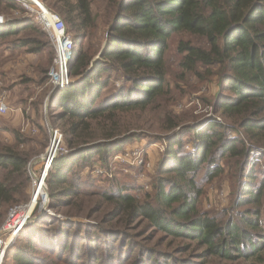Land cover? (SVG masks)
<instances>
[{"label": "trees", "instance_id": "16d2710c", "mask_svg": "<svg viewBox=\"0 0 264 264\" xmlns=\"http://www.w3.org/2000/svg\"><path fill=\"white\" fill-rule=\"evenodd\" d=\"M42 1L72 36L71 81L48 93V120L67 150L46 176L48 206L89 221L54 215L27 223L3 264H264V171L258 179L255 163L264 161V0H103L101 14L97 0ZM35 24L30 16L2 18L0 46L35 53L49 46L52 59ZM176 34L192 37L176 45L179 79H216L209 118L184 121L163 107ZM153 111L163 114L166 146L152 191L141 197L139 187L107 173L92 176L142 135L131 117ZM11 133L13 143L0 142V225L30 181L33 151L20 149L25 132ZM224 174L239 192L224 209H205L206 187Z\"/></svg>", "mask_w": 264, "mask_h": 264}, {"label": "rangeland", "instance_id": "374dc122", "mask_svg": "<svg viewBox=\"0 0 264 264\" xmlns=\"http://www.w3.org/2000/svg\"><path fill=\"white\" fill-rule=\"evenodd\" d=\"M16 5V8L1 5L0 17L4 20H11L27 16L22 7L19 4ZM94 10L98 14L103 12V0H97ZM64 24L66 27L65 22ZM35 25L38 27V30L46 35L50 48L52 49V43L47 33L37 23ZM180 38L192 39V37L184 34H176L169 41V48L165 57V66L170 90L163 107L184 121L192 120L194 117L209 118L214 115L209 101L214 98L217 91L216 79L211 78L203 82L192 78V76H188L184 80L179 79V55L176 51V45ZM29 49L27 50L21 46H15V44L9 43H3L0 46V95L4 94L6 96L9 106L7 113L0 114V142L13 143L14 138L11 129H14V127L17 129L21 128V123L24 121L21 122L20 117L23 116L29 123V132L28 130L26 132L24 131L26 139L21 147H19L23 150L33 151L32 158L30 159L32 161L31 169L29 170L32 172V176L33 173L38 176L43 168L38 158L44 153L51 141L47 129L44 128V126L46 128L50 126L48 120L50 98L48 93L51 88L49 89L48 79L46 81L41 80V71L44 67L48 68L52 59L49 46L40 53L29 51ZM16 112L22 114V116H18ZM161 117H163L162 112L157 114V111H153L148 115L140 117L133 116L130 119L134 129H137L142 135L135 137L130 144L126 145L123 151L126 148L135 150L142 147L144 149L142 163L133 162L130 159L128 161L118 160L119 162H114L111 158L112 162H109L108 171L104 170L101 166H97L91 171L92 176H100L103 173H107L109 175L108 177H114L120 185L139 187L137 193L141 197L145 192L150 193L152 191L151 183L155 176L156 165L166 146L163 140L164 132L160 128ZM38 120H41V126L37 124ZM15 122H18L19 126H15ZM32 128L36 129L35 133H31ZM158 136L161 138H154ZM185 149L191 150L189 144H185ZM255 163L257 169L261 171L257 173V177L261 179L264 171V161ZM249 165H251V162H249ZM96 170L99 172H96ZM31 175L29 173V186L26 189L25 199L19 202L21 204L27 203L31 198ZM105 181L108 182L106 179ZM95 183L98 184L97 182ZM208 185L202 201V206L208 210L219 211L224 209L229 204L230 193L235 192L236 189L238 190V186H236V189L232 186V180L227 174L222 175L219 179ZM48 203L49 196L46 206L42 208L36 207L34 209L30 222L54 215L61 220L89 221L82 217L69 218L64 215L65 211L63 212L62 210L61 212L63 213L56 212L48 206ZM4 219L5 216L3 221ZM261 221L264 224V198Z\"/></svg>", "mask_w": 264, "mask_h": 264}, {"label": "built area", "instance_id": "2783aa9c", "mask_svg": "<svg viewBox=\"0 0 264 264\" xmlns=\"http://www.w3.org/2000/svg\"><path fill=\"white\" fill-rule=\"evenodd\" d=\"M19 4L25 11L27 16H30L39 25V27L49 36L54 54L52 57L51 65L48 69V85L51 90H62L70 83L71 79L68 75L67 64L71 58L72 52V36L67 32L63 19L53 10H51L42 0H12ZM2 22V17H0ZM9 111L6 96L0 95V114H5ZM51 141L49 146L45 149L38 160L43 165L40 175H31L30 161L27 165L28 172L30 173L31 180V198L25 204H16L11 206L6 213L5 219L0 226V264L4 254L9 246L14 243L20 229L30 222L34 209L36 207L42 208L46 206L48 201V194L46 192L45 179L50 169L52 160L67 152L62 144V135L53 127H48ZM24 132V130H23ZM36 129L32 128L31 133H35ZM144 149L142 147L132 150L126 148L123 152L114 155L112 160L114 162L128 161L142 163ZM119 160V161H118ZM112 162V161H111ZM96 172H99L96 170ZM37 185V186H36ZM35 186L37 189L44 188V196L38 197L37 190L34 193ZM34 193V194H33ZM44 212V211H43Z\"/></svg>", "mask_w": 264, "mask_h": 264}, {"label": "crops", "instance_id": "0c3cea01", "mask_svg": "<svg viewBox=\"0 0 264 264\" xmlns=\"http://www.w3.org/2000/svg\"><path fill=\"white\" fill-rule=\"evenodd\" d=\"M50 95H51V93L49 94V98H50ZM17 111H18V109H17ZM17 114H18V116L20 115V116H22V114H20V113H18V112H16ZM21 118V122H23V123H21V128H20V130L21 131H27L28 130V132H29V123L23 118V116L22 117H20ZM16 124H15V126H19V123L18 122H15ZM37 124H39V126H41V120H38L37 121ZM31 127V126H30ZM47 128H48V126H47ZM46 128V129H47ZM49 130V129H48ZM47 130V132H48V134H49V131Z\"/></svg>", "mask_w": 264, "mask_h": 264}, {"label": "bare ground", "instance_id": "6f19581e", "mask_svg": "<svg viewBox=\"0 0 264 264\" xmlns=\"http://www.w3.org/2000/svg\"><path fill=\"white\" fill-rule=\"evenodd\" d=\"M36 186H37V185H36ZM36 186H35V188H34V193H35V191L37 190V192H39L37 196L40 197V198H42V197L44 196V194H43V193H44V188H43V186H42L41 189H40V187H39V189H37ZM34 193H33V194H34Z\"/></svg>", "mask_w": 264, "mask_h": 264}, {"label": "water", "instance_id": "95a60500", "mask_svg": "<svg viewBox=\"0 0 264 264\" xmlns=\"http://www.w3.org/2000/svg\"><path fill=\"white\" fill-rule=\"evenodd\" d=\"M53 92H55V90H53L52 93H53ZM52 93H51V95H52Z\"/></svg>", "mask_w": 264, "mask_h": 264}]
</instances>
